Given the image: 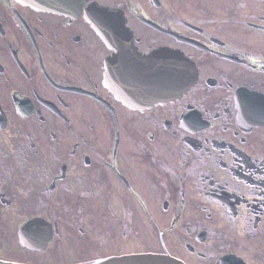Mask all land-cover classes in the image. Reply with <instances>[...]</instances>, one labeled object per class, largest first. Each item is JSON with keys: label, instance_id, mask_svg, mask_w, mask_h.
Returning a JSON list of instances; mask_svg holds the SVG:
<instances>
[{"label": "flooded vegetation", "instance_id": "obj_1", "mask_svg": "<svg viewBox=\"0 0 264 264\" xmlns=\"http://www.w3.org/2000/svg\"><path fill=\"white\" fill-rule=\"evenodd\" d=\"M81 1L67 16L0 0V213L17 223L0 220V260L264 264V0ZM92 5L121 12L140 54L187 58L195 84L173 102L117 100ZM20 231L50 236L39 250Z\"/></svg>", "mask_w": 264, "mask_h": 264}, {"label": "water", "instance_id": "obj_2", "mask_svg": "<svg viewBox=\"0 0 264 264\" xmlns=\"http://www.w3.org/2000/svg\"><path fill=\"white\" fill-rule=\"evenodd\" d=\"M81 2L39 0L35 5L74 16L79 13ZM84 17L107 47L113 50L105 61V74L110 78L106 79V85L121 102L142 107L145 104L173 101L194 84L193 64L180 53L156 51L148 55L139 54L132 45L130 32L118 11L92 5L85 10ZM96 264L184 263L168 255L141 253L113 257Z\"/></svg>", "mask_w": 264, "mask_h": 264}, {"label": "rangeland", "instance_id": "obj_3", "mask_svg": "<svg viewBox=\"0 0 264 264\" xmlns=\"http://www.w3.org/2000/svg\"><path fill=\"white\" fill-rule=\"evenodd\" d=\"M7 215V216H6ZM0 220L2 221V223L5 225V227L1 228L2 230H4L5 232H7L8 230H10V233L12 231H14L17 223L16 221H13L12 218L9 216V213L7 212H2L0 213ZM8 235V233H6ZM151 248V245L147 246V249ZM15 252V253H14ZM14 252L11 250L9 252V254L11 256H18L19 255V251L17 249L14 250Z\"/></svg>", "mask_w": 264, "mask_h": 264}]
</instances>
